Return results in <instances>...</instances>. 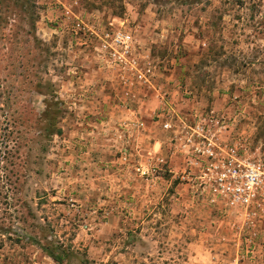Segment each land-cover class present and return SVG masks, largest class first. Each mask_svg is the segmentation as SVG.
<instances>
[{"label": "rangeland", "instance_id": "rangeland-1", "mask_svg": "<svg viewBox=\"0 0 264 264\" xmlns=\"http://www.w3.org/2000/svg\"><path fill=\"white\" fill-rule=\"evenodd\" d=\"M0 264H264V0H0Z\"/></svg>", "mask_w": 264, "mask_h": 264}, {"label": "built area", "instance_id": "built-area-1", "mask_svg": "<svg viewBox=\"0 0 264 264\" xmlns=\"http://www.w3.org/2000/svg\"><path fill=\"white\" fill-rule=\"evenodd\" d=\"M113 39L116 45L125 49L129 48V43L131 41V36L129 34L117 32L113 36ZM221 180L228 183L235 191L249 195L254 186L260 182L261 171L253 166L241 176L240 166L231 163L229 167L227 166V168L221 172Z\"/></svg>", "mask_w": 264, "mask_h": 264}, {"label": "trees", "instance_id": "trees-1", "mask_svg": "<svg viewBox=\"0 0 264 264\" xmlns=\"http://www.w3.org/2000/svg\"><path fill=\"white\" fill-rule=\"evenodd\" d=\"M59 132V129H58ZM36 243L41 244L39 241H36ZM41 247L47 251L54 260L57 262H61L65 258H69L73 256L72 252H69L64 248L63 246H58L55 243L49 242L48 244H41Z\"/></svg>", "mask_w": 264, "mask_h": 264}]
</instances>
